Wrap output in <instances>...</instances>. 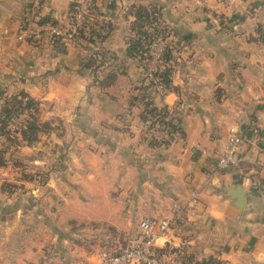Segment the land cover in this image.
I'll list each match as a JSON object with an SVG mask.
<instances>
[{"label":"crops","instance_id":"obj_1","mask_svg":"<svg viewBox=\"0 0 264 264\" xmlns=\"http://www.w3.org/2000/svg\"><path fill=\"white\" fill-rule=\"evenodd\" d=\"M37 1L39 14L56 18L68 14L72 0ZM96 3L97 18L110 23L101 41L55 42L31 18L35 0H0V98L25 90L45 106L44 120L55 121L48 140L55 136L75 158L73 170L78 174L83 163L88 182L102 187L90 196L113 201L110 189L119 186V199L130 193L132 202L152 203L136 210L138 218L172 216L176 202L185 204L189 222H171L159 246L228 264L264 261V44L257 38V28L264 29V0ZM138 5L159 13L173 46L174 88L162 96L126 51ZM140 84L155 105L174 109L182 140L167 147L147 144L142 105L132 99ZM238 120L241 160L221 169L217 156ZM237 186L243 189L240 208ZM192 224L194 232L186 234Z\"/></svg>","mask_w":264,"mask_h":264},{"label":"rangeland","instance_id":"obj_2","mask_svg":"<svg viewBox=\"0 0 264 264\" xmlns=\"http://www.w3.org/2000/svg\"><path fill=\"white\" fill-rule=\"evenodd\" d=\"M44 111L39 101L41 120L46 118ZM26 117V112L19 115L22 121ZM51 126L54 130V120ZM47 130L51 131L38 132L32 144H11L0 135L4 165H10L7 173L0 172V264H95L101 250L117 251L140 235L136 210L152 203L132 202L130 193L119 199V186L110 189L113 201L90 196L102 187L89 183L83 163L78 174L73 170L75 158L55 136L48 140ZM185 208L182 202L174 204L172 226L189 222ZM104 212L111 217L101 216ZM193 225L186 234L194 232Z\"/></svg>","mask_w":264,"mask_h":264},{"label":"trees","instance_id":"obj_3","mask_svg":"<svg viewBox=\"0 0 264 264\" xmlns=\"http://www.w3.org/2000/svg\"><path fill=\"white\" fill-rule=\"evenodd\" d=\"M75 5L76 0H72L68 10L69 13L74 11ZM89 14L91 18L77 29V33H75L74 36L75 38L85 37L87 40L95 38L101 41L108 33L110 23L105 19L99 20L97 18V15L100 16L101 12L95 0H93L89 6ZM33 18H35L33 20L41 26V31L45 30L46 25L55 23L54 17L51 14H39L38 10L34 13ZM159 19V13H155L154 9H147V7L143 5H138L135 11V18L131 23V30L133 33L127 39L126 51L129 55L137 57L145 73L147 61L150 59L152 45L158 39H163L164 45L159 56L157 68L152 72L164 86L163 92L157 91L162 96L174 88L172 84L173 66L171 63L173 46L167 41L169 31L164 25L160 24ZM257 38L264 44V29L260 26L257 28ZM60 41L61 39L59 37L55 38V42ZM93 59L94 58H89L87 62L93 63ZM145 79H147L146 76ZM147 82L151 86L154 84L153 81L149 79H147ZM146 84L136 86L137 92L132 97L133 100L138 99L142 105L139 115L144 125V136L151 146H168L171 143L168 139H148L146 136L147 128L156 120L158 122H163L170 132L179 131L183 137L184 130L180 125L179 119L175 116L173 108L168 107L167 104L162 106L155 105L147 90ZM21 112H26L27 117L19 130L12 131L9 125L21 114ZM51 123V120H41L39 118V101L25 90L6 96L3 104L0 106V135L8 143L16 145H21L23 143L32 144L33 141L37 140L38 132L44 131L45 128L52 129ZM245 133L250 134L247 129H245ZM4 150L5 149L0 148V166L7 162ZM165 249L166 247L161 248L160 251H166ZM179 253L182 264H228L226 261L212 255L196 259L189 253L185 255L181 251H179Z\"/></svg>","mask_w":264,"mask_h":264},{"label":"built area","instance_id":"obj_4","mask_svg":"<svg viewBox=\"0 0 264 264\" xmlns=\"http://www.w3.org/2000/svg\"><path fill=\"white\" fill-rule=\"evenodd\" d=\"M32 20L35 19L34 13ZM93 0H76L75 9L72 13L54 18V24L45 26V32L50 36L51 40L60 38L61 41L73 40L77 29L84 25L91 18L89 14V6ZM96 1V0H95ZM37 19V16H36ZM40 26V25H39ZM41 27V26H40ZM164 45L163 39H158L150 50V59L147 61V69L144 75L147 79L152 80V87L156 91L163 92L164 86L158 77L152 72L157 68L159 56ZM19 116L14 119L9 127L12 131L19 130L23 125ZM148 139H168L172 142L182 140L183 136L179 131L170 132L163 122L154 121L146 131ZM243 140L242 122L238 120L229 128L228 141L224 149L217 156V167L225 169L233 164H238L241 160L240 146ZM205 152V150H203ZM195 201V192H191V203ZM172 216H143L138 220V228L140 235L130 241L127 245L117 251L110 252L101 250L98 254V264H182L180 253L178 250H170L166 247V251L161 252L158 239L162 237L170 228Z\"/></svg>","mask_w":264,"mask_h":264},{"label":"water","instance_id":"obj_5","mask_svg":"<svg viewBox=\"0 0 264 264\" xmlns=\"http://www.w3.org/2000/svg\"><path fill=\"white\" fill-rule=\"evenodd\" d=\"M234 196L236 198V205L240 208L243 204V189L240 186L235 188Z\"/></svg>","mask_w":264,"mask_h":264}]
</instances>
